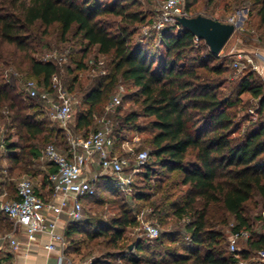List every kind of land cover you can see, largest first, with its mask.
I'll return each instance as SVG.
<instances>
[{
	"label": "trees",
	"instance_id": "obj_1",
	"mask_svg": "<svg viewBox=\"0 0 264 264\" xmlns=\"http://www.w3.org/2000/svg\"><path fill=\"white\" fill-rule=\"evenodd\" d=\"M198 1L185 0L188 15L211 17L190 13L191 6ZM233 1L254 3L258 24L264 26V0ZM139 4L140 0H111L108 4L100 0H0V120L9 132L6 137L0 134V146L3 145L0 165L4 158L8 176H21V171L27 176H37L33 165L41 161V151L46 144L37 148L32 141L40 137L51 139L48 143L67 151L63 130L57 125L56 132L45 125L44 119H37L38 116L48 118L47 104L38 97H28L20 87L21 83L32 79L39 87L51 90V77L60 75L63 68L55 61H42L35 54L38 47L45 45L51 27L57 28L63 40L72 32L73 37L85 42L76 69L88 68L90 57L85 56L91 48L96 49L93 57L111 58V72L97 75L87 87L83 97L87 107L79 113L72 130L82 135L95 130L104 112L102 108L97 113L96 106L112 99L119 80L128 82L136 88L138 107L127 114L120 113L121 97V103L110 115L115 147L123 142L122 133L126 128L150 131L151 155L163 178L178 175L181 184L187 187L183 203L174 211L177 218L187 220L184 253L166 249L163 254L169 259L164 263L127 255L130 264H236L238 259L234 253L226 252L228 241L224 228L232 224L230 233L239 229L250 232L252 224L246 203L257 196L264 207V82L254 71L248 70L241 76L235 91L225 95L227 65L211 64L219 55H213L202 40L196 41L179 23L152 30L143 37L147 41L157 39L164 47V53L152 60L144 44H131L136 33L142 36L138 28L151 24L156 16V11L139 9ZM258 41L264 46V37ZM67 72L71 74L72 70L67 69ZM77 81L74 75L63 86L74 93ZM244 93L250 95L251 101H256V118L239 114ZM142 116L151 118L145 127L138 124ZM11 134L17 136V142L9 141ZM58 136L63 141L59 142ZM120 155L129 156V165L134 166L135 160L129 153ZM54 170L47 164L44 187L47 174ZM145 174L149 175V169ZM2 175L0 167V177ZM90 183L95 189L94 195L96 188L102 185L110 191L119 190L114 176H98ZM4 185L10 193L15 191L13 179ZM34 188L39 194L40 190ZM50 195L48 189L45 196ZM136 198L143 200L145 196L138 194ZM135 218L123 208L118 216L106 222L87 216L83 209L81 220L67 221L65 225V254L72 259V254L79 252L81 243L75 241L74 236L83 235L87 246L103 251L91 264H111L109 258L119 252L118 242L128 227L135 226ZM262 222L264 229V217ZM163 235L159 231L155 239L137 240L133 250L140 252L146 242L162 245ZM251 238L241 257L249 260L245 264H264V261L249 259V252L257 253L264 248V233Z\"/></svg>",
	"mask_w": 264,
	"mask_h": 264
},
{
	"label": "rangeland",
	"instance_id": "obj_2",
	"mask_svg": "<svg viewBox=\"0 0 264 264\" xmlns=\"http://www.w3.org/2000/svg\"><path fill=\"white\" fill-rule=\"evenodd\" d=\"M100 1L104 4H108L111 0ZM163 1L164 0H140L138 8L146 11H156L158 6L161 5ZM256 9V5L251 1L235 2L233 0H199L197 3L192 5L189 10L192 14H207L221 22H224V20H226L229 16H236L238 11L243 13L244 18L240 27L231 35L219 53V56L215 60L210 61L211 64L220 62L227 65L228 71L224 76L225 84L223 86V93L225 95L233 93L241 76L250 70L248 68H244L243 70L238 71L233 67L232 63L235 59V54L238 51L247 52L248 50H251L258 44L257 39H262L264 37V26L260 27L258 24ZM141 28H138L139 32L141 31ZM49 32L50 33L45 40V45L42 48L38 47V53L35 54V57L41 58L44 53L57 51L61 57L65 58L61 64H59L58 61H55L63 68V72L60 75H56L57 80H59L62 84H66V82H69L71 77L74 75L77 76L78 81L75 84V91L72 93L74 95L75 102L73 104L70 127L73 128L79 113L84 111L87 107L84 104L83 97L88 89L87 87L91 84L92 79L96 78L97 74H93L88 68L76 69L77 61L81 57L80 51L84 48L85 42H82L79 37H73L72 32L66 36L65 40H63L55 26L51 27ZM138 42L144 44V48L147 49L152 60L160 55V53H164V47L157 42V39L153 38L147 41V39H144L141 35L136 33L132 37L131 44L134 45ZM95 53L96 49L91 48L90 52L85 57L91 58ZM100 58L104 62L106 74L110 73L111 58L108 56H100ZM67 69L72 70V73H68ZM2 74L3 76H6L5 71H3ZM120 87L122 88L120 97H123L120 113L127 114L138 107L137 102L135 101L137 99L136 88L128 82L119 80L112 91L113 95ZM20 88L23 89L22 83ZM241 97L243 99V106L239 110V114L251 115L256 118L257 116L254 115L256 101H251L248 93H244ZM109 101V99L104 100L101 104L96 106L95 111L97 113L101 111V109L104 108ZM27 102L37 103L34 100H27ZM37 119H44L46 126L53 128L56 132L58 131L57 124L52 123L46 116H38ZM150 119L151 118L149 117H140L138 119L139 126L145 127ZM1 133H3L5 137L9 134L8 130L5 131L0 120V134ZM122 134L123 142L120 143L121 145H118V153H137L140 150H146L150 153L149 158L143 164L137 165L134 163V166L129 165V167H127L124 171L125 173L131 174L132 181L129 190L123 191L120 189H112L110 191L106 189L105 185H102L101 187L96 188V194L92 198L88 200L81 199V203L87 216L100 218L106 222H108L111 218L118 216L123 208L130 211L131 217H136L135 226L128 227L122 239L118 242V245L120 246L119 252H121L120 255H118L119 252H117V254H114V256L112 255V257L109 258L111 264H130L128 261L129 258L126 257L127 255L140 257L142 261L152 260L164 263L165 260L169 259L168 256L163 254L166 249L184 253V250L182 249H184L187 242V234L185 233L187 220L177 218L174 215V211L183 203V194L185 193L187 187L181 184V177L178 175H172L165 179L163 178V175L160 172V167L156 164L154 156L151 155L152 146L149 144V139L152 134L150 131H137L126 128ZM11 135L12 136L9 141L17 142V136L15 134ZM58 135L60 136L59 133ZM59 136L58 141H63V139L59 138ZM50 141L51 139L46 140L40 137L39 139L32 141V143L37 148H42ZM62 145L65 146L63 142ZM2 160V162L7 164V162L4 161V158ZM87 165L88 168L85 172V176L89 179L90 173L88 172V169H91V165H89V163H87ZM33 166L38 173L37 176H35L34 181L39 183L42 188H45L43 185V182L45 181L43 177L44 171L41 170V167L44 169V167H47V163L44 162L43 164L41 161H37ZM93 166L94 165L91 167ZM135 169L137 170L135 171ZM148 169L149 175L147 176L145 173ZM16 171L17 170H15L14 173H16ZM22 172L23 171H21V174H24ZM42 188L40 189L41 191L43 190ZM138 194L145 196V199H137L136 197ZM160 206L163 207L161 210ZM245 207L247 209L249 221L252 224L249 232L250 237L253 238L257 233H264L262 222L264 217V207L260 203L258 197L256 196L251 201L247 202ZM162 209H164V211ZM64 217H66V215H64ZM139 217H141L140 219L143 221L155 224L159 231H161V233L163 232L164 235L161 239L163 242L162 245L158 242H146L143 244V248L140 252L133 250L135 241L145 238L147 240V237L141 228V220ZM231 226L232 224H228L224 228L227 241L229 240ZM74 237L75 241H79L81 243H78L80 244L79 252L72 254V259L75 262H84L87 260L92 261L94 257H100L103 251H99L93 246H87L83 235H76ZM248 244V239L238 240L237 250L234 252V256L238 259L236 264H245L249 261L244 260L241 257L242 251L248 249ZM129 246H131V248H129ZM225 249L227 254L230 255L231 252L228 250L227 245ZM249 259L260 261L257 253L254 251L249 252Z\"/></svg>",
	"mask_w": 264,
	"mask_h": 264
},
{
	"label": "built area",
	"instance_id": "obj_3",
	"mask_svg": "<svg viewBox=\"0 0 264 264\" xmlns=\"http://www.w3.org/2000/svg\"><path fill=\"white\" fill-rule=\"evenodd\" d=\"M184 6L185 0H164L158 6L151 24L142 26V37L146 38L152 30L159 31L168 25L178 23L179 16L189 17ZM242 18L243 13L238 11L236 16H229L224 22L236 25L237 30ZM64 59L57 51L44 53L41 57L42 61H58L59 64ZM232 65L238 71L248 68L261 72L264 65V46L247 52L238 51ZM87 67L95 75L106 74L104 62L100 57L89 58ZM23 89L28 97H38L47 104V116L63 130L68 147L63 153L53 143H47L41 151V160L55 169L49 172L46 178L48 188L51 190L49 198L41 197L36 192L29 176L22 174L18 177H10L7 170L3 169V177L13 179L15 182V196L9 197L7 190L0 193V212L13 224L11 231L0 234V253L4 242H7L12 251L19 250L20 245L16 237V230L19 228L28 242L35 241L38 234L47 233L49 241L44 245V249L48 253L56 252V264H91V260L75 262L65 254L66 242L59 225L63 214L69 221L81 220L83 217L81 199L93 196L95 193L93 185L84 176L85 168L91 158L97 157L102 174L114 176V183L118 189L123 191L130 189L131 174L124 175V171L129 167L130 157L114 152L115 138L110 118L121 103L122 88L120 87L105 105L103 114L98 118V127L87 135L75 133L70 127L75 98L57 80L56 75L51 77V90L39 87L32 79L23 83ZM0 148H3V145ZM129 154L137 165L143 164L148 159L146 150ZM140 220L141 228L148 239L159 236V229L155 224ZM249 237L250 233L246 229L233 231L229 236L228 250L234 253L237 250L238 240H247ZM257 255L261 261H264V248L258 250ZM0 264L10 263L0 261Z\"/></svg>",
	"mask_w": 264,
	"mask_h": 264
},
{
	"label": "crops",
	"instance_id": "obj_4",
	"mask_svg": "<svg viewBox=\"0 0 264 264\" xmlns=\"http://www.w3.org/2000/svg\"><path fill=\"white\" fill-rule=\"evenodd\" d=\"M244 18V17H243ZM242 18V20H243ZM257 42L259 43L258 39ZM258 45V46H257ZM254 48H252L251 50L248 51H252L255 49H260L261 45L257 44ZM255 72V71H254ZM255 74L257 75V77L262 80L264 82V65H262V71L261 72H255ZM60 150V149H59ZM61 152H63L62 150H60ZM66 151H64L63 153H65ZM114 152L118 153V149L116 147H114ZM120 154V153H119ZM41 160V159H40ZM41 162L44 164V162L41 160ZM89 165H94L93 167L90 166L91 169H88L90 176L89 179L85 176L86 174H84V176L89 180H93L94 178L98 177V176H102L104 174H102L101 171V166L98 163V159L97 157H93L88 161ZM51 167H53L52 165H50ZM1 172L3 171V169H7V164H5L4 162H1ZM88 168V165L85 168V172ZM41 170H46V167H41ZM46 173V172H44ZM124 175H129V173H125ZM10 177L12 175H9ZM32 180V183L35 187H39L38 189L40 190L42 188V186L39 183H36V181H34L35 176H29ZM11 179H5L2 175V177H0V193L3 190H7L6 189V185H4L7 181H9ZM44 190H40L39 191V195L41 197L46 198L45 196V192L49 189L48 185L45 183V188H42ZM8 195L9 197H13L15 196V191L13 193H10L9 191ZM51 196V195H50ZM50 196H48L47 198H49ZM65 214H63L61 216V223L59 225V229L64 231L65 225L67 223L68 218L64 217ZM13 228V224L10 222V220L5 217V215H3L0 212V234L4 233L6 231H11ZM16 237L18 239L20 248L18 251H12L10 249V247L8 246L7 242H4V246H3V250L0 253V261L3 262H8L10 264H56V252H52V253H48L45 249H44V245L49 241V235L47 233H42V234H38L37 238L35 241L33 242H28L24 233L22 232L21 229L17 228L16 230Z\"/></svg>",
	"mask_w": 264,
	"mask_h": 264
},
{
	"label": "water",
	"instance_id": "obj_5",
	"mask_svg": "<svg viewBox=\"0 0 264 264\" xmlns=\"http://www.w3.org/2000/svg\"><path fill=\"white\" fill-rule=\"evenodd\" d=\"M177 22L188 29L198 40L204 41L209 51L216 56L236 30V25L232 23L221 22L201 14L193 17L179 16Z\"/></svg>",
	"mask_w": 264,
	"mask_h": 264
}]
</instances>
